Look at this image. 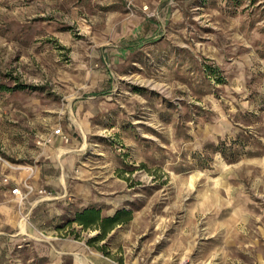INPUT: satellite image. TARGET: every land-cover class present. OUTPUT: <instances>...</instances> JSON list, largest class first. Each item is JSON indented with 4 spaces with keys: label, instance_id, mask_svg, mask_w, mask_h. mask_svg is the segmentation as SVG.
<instances>
[{
    "label": "rangeland",
    "instance_id": "374dc122",
    "mask_svg": "<svg viewBox=\"0 0 264 264\" xmlns=\"http://www.w3.org/2000/svg\"><path fill=\"white\" fill-rule=\"evenodd\" d=\"M0 264H264V0H0Z\"/></svg>",
    "mask_w": 264,
    "mask_h": 264
},
{
    "label": "built area",
    "instance_id": "2783aa9c",
    "mask_svg": "<svg viewBox=\"0 0 264 264\" xmlns=\"http://www.w3.org/2000/svg\"><path fill=\"white\" fill-rule=\"evenodd\" d=\"M55 135L61 136L65 141H68V137L61 131L60 128H57L52 132L50 136L39 138L38 143L44 145L48 144L52 142L53 136ZM25 171L27 173L26 176L21 180L20 183L11 188V194L20 199L28 198V196L33 193H36L39 196L46 195L48 193L46 188H37L31 180L33 172L32 167H26Z\"/></svg>",
    "mask_w": 264,
    "mask_h": 264
},
{
    "label": "trees",
    "instance_id": "16d2710c",
    "mask_svg": "<svg viewBox=\"0 0 264 264\" xmlns=\"http://www.w3.org/2000/svg\"><path fill=\"white\" fill-rule=\"evenodd\" d=\"M77 220L79 223L83 224L84 226H89L91 223H95L97 221L102 222L104 228L109 227L118 220V215L115 216H106L100 217L97 210L85 209L84 211L80 212L77 216Z\"/></svg>",
    "mask_w": 264,
    "mask_h": 264
},
{
    "label": "crops",
    "instance_id": "0c3cea01",
    "mask_svg": "<svg viewBox=\"0 0 264 264\" xmlns=\"http://www.w3.org/2000/svg\"><path fill=\"white\" fill-rule=\"evenodd\" d=\"M58 136V135H57ZM57 138H59V140L60 141H63V138L61 137V136H58ZM55 139V138H54ZM53 139V140H54ZM65 141V140H64ZM65 142H67V141H65ZM24 177V176H23ZM22 179V177L20 178V180ZM11 190V189H10ZM11 193V192H10ZM47 199V198H46ZM46 199H41L40 201H48V200H46ZM40 201H37V202H40Z\"/></svg>",
    "mask_w": 264,
    "mask_h": 264
},
{
    "label": "bare ground",
    "instance_id": "6f19581e",
    "mask_svg": "<svg viewBox=\"0 0 264 264\" xmlns=\"http://www.w3.org/2000/svg\"><path fill=\"white\" fill-rule=\"evenodd\" d=\"M60 152H64V150L63 149H61L60 150ZM60 155V153L58 154V156ZM20 227H21V229H25V223L23 222V221H21V223H20Z\"/></svg>",
    "mask_w": 264,
    "mask_h": 264
}]
</instances>
